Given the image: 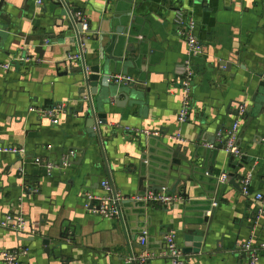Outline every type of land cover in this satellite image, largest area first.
<instances>
[{
  "label": "crops",
  "instance_id": "1",
  "mask_svg": "<svg viewBox=\"0 0 264 264\" xmlns=\"http://www.w3.org/2000/svg\"><path fill=\"white\" fill-rule=\"evenodd\" d=\"M65 2L87 18L84 61L66 60L79 43L58 0H4L0 10V62H11L8 70L0 69V147L26 150L25 156L0 153V216L21 207L36 230L30 235L0 228V249L27 248L20 264H65L51 251L62 243V255L72 258L68 264H136L126 259L144 248L160 250L164 235L172 233L186 264H247L240 244L264 241V205L244 196L239 184L251 174V194H264V0ZM177 11L195 19L203 46L194 58L192 106L184 124H178L177 111L186 44L175 32ZM83 62L87 71L104 65L110 78L132 81L116 83L124 85L118 100V89L106 88L88 101L82 73L69 72ZM90 103L106 120L97 121L98 137L86 124ZM56 104L66 109L53 124L38 110ZM239 105L245 107L240 120ZM237 120L235 144L246 163L232 167L230 155L218 148L219 136L224 139ZM125 126L159 136L129 135ZM177 147L196 168L176 192L185 195L167 207L145 202L138 194L154 186L148 179L140 185L141 175L180 165ZM69 151L72 162L51 175L32 163L34 156L58 163ZM222 173L224 182L218 180ZM104 179L124 197L118 219L84 208V193H99ZM142 228L148 232L145 246L139 243ZM202 228L199 251L194 241L186 247L185 237L194 239ZM143 264L170 262L155 258ZM258 264H264V250Z\"/></svg>",
  "mask_w": 264,
  "mask_h": 264
},
{
  "label": "built area",
  "instance_id": "2",
  "mask_svg": "<svg viewBox=\"0 0 264 264\" xmlns=\"http://www.w3.org/2000/svg\"><path fill=\"white\" fill-rule=\"evenodd\" d=\"M40 3V1H38ZM67 12L71 25L76 29L78 25L81 26L80 32L76 30L77 40L79 43V51L69 55L67 61H84V37L89 32L86 15L81 10H75L71 8L65 0H58ZM175 32L180 36L185 44V53L183 58V76L180 82L181 89V102L177 111L178 124H184L190 115L192 106V85L195 76L194 70V58L199 56L203 51V46L196 35V21L195 19L187 15L183 11H177L175 17ZM25 59V58H24ZM17 61V58H14ZM11 67V62H0V69L8 70ZM115 83H128L132 81V78L128 76H114L111 78ZM87 99V98H86ZM66 107L63 104H56L52 108H42L38 112L47 116L53 124H56L57 114L64 111ZM34 110V108H31ZM237 118L240 120L245 116V107L239 105L237 107ZM238 120L225 132L224 142L222 143V149L228 155H232L235 158L241 157V150L235 144L236 136L239 130ZM125 132L129 135H135L136 133H142L146 136L154 135L159 136V131L138 130L129 126L124 127ZM179 134V133H178ZM179 138V136H177ZM180 139V138H179ZM209 146H212L209 144ZM0 153L14 154L18 156H25L26 150L23 146L9 145L0 147ZM74 151H69L64 154L61 160L56 162L44 161L39 156H34L32 163L45 168L48 175H51L54 170H61L68 166L74 159ZM23 164V163H22ZM19 173H24L23 166L19 169ZM226 174L222 173L218 180L224 182L226 180ZM251 174L243 176L240 181V190L244 196H252L255 200H258L264 205V194L256 192L251 194L250 192ZM101 191L99 193H93L86 191L84 193V208L92 213L98 214L104 218L118 219L121 214L120 204L124 200V197L115 190L114 186L108 179H104L100 182ZM27 190V187H25ZM142 199L149 203L159 206H170L180 199L178 194L169 192L166 188L161 190H153L146 188ZM263 208L259 209V213H263ZM0 228L13 231L17 234L28 233L30 235L35 233V229L29 227L25 213L20 207L17 212H7L0 216ZM146 232L141 234L139 240L142 246L146 244ZM239 249L246 253L248 256L247 264H258L259 251L264 250V241L255 243L252 239H248L246 242L240 244ZM28 253L27 248H14V249H0V261L4 264H20V258ZM155 258H163L170 262V264H186L182 249L176 242L175 235L167 233L164 235L163 245L160 250H141L138 253L131 254L126 262L143 264L148 260Z\"/></svg>",
  "mask_w": 264,
  "mask_h": 264
},
{
  "label": "water",
  "instance_id": "3",
  "mask_svg": "<svg viewBox=\"0 0 264 264\" xmlns=\"http://www.w3.org/2000/svg\"><path fill=\"white\" fill-rule=\"evenodd\" d=\"M4 0H0V10L2 7V3ZM1 17V16H0ZM71 27H73L71 25ZM74 28V27H73ZM74 30L79 31L81 30V26L78 25L76 27V29L74 28ZM122 30H118V32H121ZM69 72H77V73H82L83 75V80L85 83V89H83V92L87 93V100H91L90 96L93 94H97V92L99 93L100 91H102L103 89L108 88L109 90L112 88H117L119 92L116 93L115 97L116 100H118L119 96L123 95V93L121 92L122 89L124 88V85H117L113 80H111V75L105 73V68L104 65H102V68L99 65H94V66H90L88 71L86 70L85 64L83 62L82 66H76V67H71L69 69ZM50 108H52V106H50ZM238 112H236L237 114ZM102 117H104V114H95L94 112V108L92 107V104L90 103V107L89 109L86 111L85 114V119H86V124L88 127V132L91 134V136L93 137H98V127H97V121L101 122V123H105L106 120L105 119H101ZM218 134V132H217ZM219 141H221L220 145L218 146V148H222V143L224 142V139H222V135L220 134L219 136ZM208 144H213V141L208 142ZM179 147H177V150H174L175 153L179 156H181V163L180 165H174L171 164L168 167L167 171H152L151 169H148L146 171V174L141 175L140 178V185H142L143 181H145L146 179H148V184L151 185L150 187H153L151 189L157 191V190H161L162 188H166L169 192L176 194V192L178 191V189H184V186L186 184V181H191V177L188 174H191L192 171L195 172V167L192 166V163H190L188 160H186V154H183L182 152H180V150L178 149ZM170 152V151H168ZM181 153V154H180ZM143 160V164L146 160V156H143L142 158ZM171 161V160H170ZM229 163L231 164L232 167H235L237 165H240V163H246L245 159L243 157L240 158H235L234 156L230 155L229 156ZM197 167V166H196ZM155 170V169H153ZM151 176V178H149L148 176ZM187 175V177L185 176ZM232 175V174H231ZM181 176H185L184 179H180ZM154 177V178H153ZM155 178L163 181H170L172 180L173 183L172 184H165L166 182H159L158 180H156ZM171 185V186H170ZM171 187V188H170ZM148 188V187H147ZM170 188V190H169ZM144 189L143 191H141V193L138 194L139 197H143L144 196V192L146 190V188H142ZM180 196L185 195L184 192L179 193ZM215 202L217 200H214ZM213 202V201H212ZM214 202V203H215ZM211 204V202H210ZM209 217L208 216H204L203 217V224L204 223H208L209 222ZM206 226V225H205ZM203 228L201 230H197L195 231V238L193 239L191 235H187L185 237L186 240V247H190L191 245L188 242L194 241L196 242V244H194L193 250L194 251H199L200 245L203 241ZM144 232H146V234H148L147 229L146 228H142L141 229V234H143ZM202 233V234H201ZM66 238H68V234L66 235ZM44 244L46 246H48L49 241L45 240ZM62 243H56V245H54L51 248V251L55 257V259H57V257H59L60 262H64L65 264L70 263V261L72 260V258H70L69 256H65L62 255L61 251H62ZM189 249V248H186ZM49 250V248H48ZM48 250H46V252H48ZM58 251L60 254L58 256L55 255V252ZM183 251H187L184 250ZM66 257V258H65Z\"/></svg>",
  "mask_w": 264,
  "mask_h": 264
}]
</instances>
